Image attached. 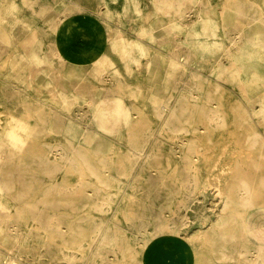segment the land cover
<instances>
[{"label": "rangeland", "instance_id": "rangeland-1", "mask_svg": "<svg viewBox=\"0 0 264 264\" xmlns=\"http://www.w3.org/2000/svg\"><path fill=\"white\" fill-rule=\"evenodd\" d=\"M45 1L0 0V264H264V6Z\"/></svg>", "mask_w": 264, "mask_h": 264}, {"label": "bare ground", "instance_id": "bare-ground-1", "mask_svg": "<svg viewBox=\"0 0 264 264\" xmlns=\"http://www.w3.org/2000/svg\"><path fill=\"white\" fill-rule=\"evenodd\" d=\"M6 1V0H5ZM45 1V0H44ZM40 2V1H39ZM42 2V1H41ZM46 2V1H45ZM69 2V1H68ZM186 2H189L188 0L186 1ZM8 3H9V1H8ZM29 3H31V2H29ZM28 3V4H29ZM33 3V2H32ZM37 3V2H36ZM47 3V2H46ZM50 3V2H49ZM57 3V2H56ZM191 3V2H190ZM10 4H11V2H10ZM34 4V3H33ZM68 4V3H67ZM186 4V3H185ZM188 4V3H187ZM3 5V4H2ZM5 5V4H4ZM43 5V4H42ZM45 5V4H44ZM43 5V6H44ZM52 5H54V4H52ZM92 5V4H91ZM206 5V4H205ZM29 8H30V6L29 5H27ZM41 6V5H40ZM39 6V7H40ZM75 6V5H74ZM9 7V6H8ZM68 7V6H67ZM29 8H27V9H29ZM32 8V7H31ZM77 8V7H76ZM103 8V7H102ZM206 8V7H205ZM33 9V8H32ZM31 9V10H32ZM47 9H49V8H47ZM66 9V8H65ZM78 9H80V8H78ZM195 9V8H194ZM241 9V8H240ZM30 10V9H29ZM41 10V9H40ZM43 10V9H42ZM64 10V9H63ZM238 10V9H237ZM49 11V10H48ZM51 11H54V10H51ZM82 11V10H81ZM100 11V10H99ZM196 11H198V10H196ZM201 11V10H200ZM45 13H46V11H44ZM50 12V11H49ZM241 11H239L238 12V15H239V13H240ZM37 13V12H36ZM40 13V12H39ZM38 13V14H39ZM56 13V12H55ZM91 13V12H90ZM244 13V12H243ZM42 14V13H41ZM47 14V13H46ZM69 14V13H68ZM86 14V13H85ZM99 14V13H98ZM158 14V13H157ZM245 14V13H244ZM34 15H36V14H34ZM44 15V14H43ZM49 15H50V13H49ZM59 15V14H58ZM93 15V14H92ZM95 15H96V13H95ZM94 15V16H95ZM102 15V14H101ZM108 15V14H107ZM37 16V15H36ZM63 16V15H62ZM66 17H67V15H65ZM65 16H63V17H65ZM91 16V15H90ZM103 16V15H102ZM1 17V16H0ZM40 17L42 18L43 16H41L40 15ZM40 17H38V18H40ZM45 17V16H44ZM43 17V18H44ZM92 17V16H91ZM97 17V16H96ZM104 17V16H103ZM57 18V17H56ZM100 18V17H99ZM102 18V17H101ZM100 18V19H101ZM77 19V18H76ZM52 20V19H51ZM58 20V19H57ZM99 20V19H98ZM6 21V20H5ZM50 21V20H49ZM59 22H61V21H59ZM64 22V21H63ZM53 23H55L54 21H53ZM57 23V22H56ZM62 23V22H61ZM105 23V22H104ZM58 25V24H57ZM105 25V24H104ZM107 25V24H106ZM51 26H52V24H51ZM106 27V26H105ZM105 27H104V29H105ZM52 28V27H51ZM57 28V27H56ZM226 28H227V25H226ZM22 29H20V31H21ZM106 30V29H105ZM116 30V29H115ZM249 30V29H248ZM22 31H24V30H22ZM57 31V30H56ZM13 32V31H12ZM28 32V31H27ZM118 32V31H117ZM243 32V31H242ZM9 33V32H8ZM22 33V32H21ZM227 33H228V31H227ZM118 34V33H117ZM4 34H2V33H0V37L1 38H4V36H3ZM9 35V34H8ZM14 35V34H13ZM26 35V34H25ZM28 35V34H27ZM12 37V36H11ZM24 37V36H23ZM22 37V38H23ZM251 37V36H250ZM12 38H14V37H12ZM19 38V37H18ZM22 38H21V40H22ZM31 38H32V36H31ZM237 38V37H236ZM27 39V38H26ZM34 39V38H33ZM11 40V39H10ZM17 40V39H16ZM20 40V41H21ZM237 40H238V38L236 39V40H234L233 42L235 43V42H237ZM12 41V40H11ZM18 42V41H17ZM11 44H13V43H11ZM18 44V43H17ZM20 45V44H19ZM54 45V44H53ZM16 46V45H15ZM17 47V46H16ZM56 49V48H55ZM63 55V54H62ZM59 56V55H58ZM59 59H60V57H59ZM62 61V60H61ZM95 62V61H94ZM96 62H98V60H96ZM59 75V74H58ZM59 77V76H58ZM102 78V77H101ZM103 78H104V76H103ZM105 79V78H104ZM182 79V78H181ZM54 81H56V80H54ZM182 83V82H181ZM185 85H186V83H185ZM187 86V85H186ZM185 86V87H186ZM4 88V87H3ZM179 88V87H178ZM187 88V87H186ZM15 89V88H14ZM19 89V88H18ZM51 89V88H50ZM49 89V90H50ZM182 89V88H181ZM180 89V90H181ZM16 91V90H15ZM14 91V92H15ZM13 93V92H12ZM18 93V92H17ZM17 95V94H16ZM20 95L21 94H19V97H20ZM54 95V94H53ZM25 97V96H24ZM56 98V97H55ZM167 98V97H166ZM20 99V98H19ZM89 99V98H88ZM161 99V98H160ZM19 101V100H18ZM42 101V100H41ZM166 101V100H165ZM261 101H262V99H261ZM33 102H35V101H33ZM43 102V101H42ZM41 102V103H42ZM55 102V101H54ZM58 103H59V100L57 101ZM61 102V101H60ZM94 102V101H93ZM93 102H92V104H93ZM164 102V101H163ZM26 104V103H25ZM43 104H44V102H43ZM62 104V103H61ZM163 104V103H162ZM166 104V103H165ZM168 104V103H167ZM173 104V103H172ZM27 105H29L30 106V104H27ZM35 105V104H34ZM108 105V104H107ZM164 105V104H163ZM168 106V105H167ZM177 106V105H176ZM32 107V106H31ZM62 107V106H61ZM159 107L161 108L162 107V105L161 106H159L158 105V112H159ZM164 107V106H163ZM260 107V106H259ZM48 108V107H47ZM90 108H92V107H90ZM89 108V109H90ZM165 108V107H164ZM171 108V107H170ZM174 108V107H173ZM167 109V108H166ZM91 110V109H90ZM213 110V109H212ZM211 110V111H212ZM258 110V109H257ZM259 110H261V112L263 113V115H264V104H262V106H261V108L259 109ZM54 111V110H53ZM78 111V110H77ZM156 111H157V109H156ZM162 112V111H161ZM161 112H159V113H161ZM52 113H54V112H52ZM164 113V112H163ZM84 114V113H83ZM178 114V113H177ZM210 114H212V112L210 113ZM61 115V114H60ZM209 115V114H208ZM82 116V115H81ZM177 116V115H176ZM176 116H174V117H176ZM55 117H57V116H55ZM61 117V116H60ZM76 117H77V115H76ZM161 117V116H160ZM166 117V116H165ZM209 117V116H208ZM84 118V117H83ZM159 118V117H158ZM162 118V117H161ZM210 118V117H209ZM209 118H207V119H209ZM44 119V118H43ZM47 119V118H46ZM46 119L44 120V122H43V120H42V122L41 123H43V124H45V121H46ZM62 119H64V118H62ZM75 119V118H74ZM178 119V118H177ZM162 120V119H161ZM212 120V119H211ZM211 120H209V121H211ZM219 120V119H218ZM41 121V120H40ZM48 121V120H47ZM46 121V122H47ZM214 121V120H213ZM53 122V121H52ZM57 122V121H56ZM55 122V123H56ZM59 122V121H58ZM212 122V121H211ZM55 123H54V125H55ZM60 123V122H59ZM215 123H217V122H215ZM42 124V125H43ZM167 124V123H166ZM212 124V123H211ZM22 125V124H21ZM26 126V125H25ZM29 126V125H28ZM57 126V125H56ZM47 127V126H46ZM59 127V126H58ZM32 128V127H31ZM34 129V128H33ZM43 129V128H42ZM44 130H46V129H44ZM36 131V130H35ZM40 131V130H39ZM41 132H42V130H41ZM40 132V133H41ZM43 133V132H42ZM47 133V132H46ZM11 134H13V132L11 133ZM13 135H15V134H13ZM17 135V134H16ZM150 135V134H149ZM11 137V136H10ZM19 137V136H18ZM146 137V136H145ZM13 138H15V139H17L16 138V136H14ZM12 138V141H14V139ZM147 138H148V136H147ZM152 138V137H151ZM20 139H22V138H20ZM150 139V138H149ZM148 139V140H149ZM146 140V139H145ZM144 140V141H145ZM16 141H18V140H16ZM21 141V140H20ZM20 141H19V143H20ZM3 143V142H2ZM14 143V142H13ZM16 143V142H15ZM23 142H21L20 143V145L22 144ZM71 143V142H70ZM69 143V144H70ZM17 145H18V142L16 143ZM15 144V145H16ZM72 144V143H71ZM152 144V143H151ZM4 145H6V143L4 144ZM8 145V144H7ZM16 145V146H17ZM73 145V144H72ZM22 146V145H21ZM20 147V146H19ZM18 147V148H19ZM24 147V146H23ZM73 147V146H72ZM75 148V147H74ZM8 149V148H7ZM4 150H5V148H4ZM13 150V149H12ZM19 150V149H18ZM21 150V149H20ZM8 151V150H7ZM14 151V150H13ZM12 151V152H13ZM55 151V150H54ZM63 151V150H62ZM145 151V150H144ZM64 152V151H63ZM9 153V152H8ZM17 153H19V152H17ZM143 153V152H142ZM134 154V153H133ZM135 154H136V152H135ZM138 154V153H137ZM3 155V154H2ZM65 155V154H64ZM148 155V154H147ZM5 155H3V157H4ZM69 156H71V155H69ZM149 156V155H148ZM12 157V156H11ZM55 157V156H54ZM13 158V157H12ZM2 159V158H1ZM5 159V158H4ZM37 159V158H36ZM61 159V158H60ZM70 159V157L68 158V160ZM44 160V159H43ZM42 160V161H43ZM65 160V159H64ZM37 161V160H36ZM39 161H40V159H39ZM12 162V161H11ZM46 161H44L43 163H45ZM5 163V162H4ZM40 163H41V161H40ZM42 163V164H43ZM134 163V162H133ZM132 163V164H133ZM44 165V167H46L45 166V164H43ZM47 165V164H46ZM1 167H2V163H1V165H0ZM17 166H19V165H17ZM133 166V165H132ZM20 168H22L21 166H20ZM41 168H43V167H41ZM52 168V167H51ZM46 169V171H48L47 170V168H45ZM50 169V168H49ZM54 169V168H53ZM133 169V168H132ZM51 170V169H50ZM57 170V169H56ZM134 170V169H133ZM25 171V170H24ZM41 171V170H40ZM53 171V170H52ZM51 171V172H52ZM61 171H63V170H61ZM10 172V171H9ZM45 172V171H44ZM50 172V171H49ZM132 172V171H131ZM22 173V172H21ZM57 173V172H56ZM55 173V174H56ZM45 175V174H44ZM57 175V174H56ZM59 175V174H58ZM22 176H23V174H22ZM6 177V176H5ZM5 177H4V179H5ZM8 177V176H7ZM10 177V176H9ZM57 177V176H56ZM134 177V176H133ZM22 178H24V177H22ZM6 179H8V178H6ZM11 179V178H10ZM22 180V179H21ZM27 180V179H26ZM129 181V180H128ZM7 182H9V181H7ZM16 182V181H15ZM4 183V182H3ZM56 183V182H55ZM129 183V182H128ZM132 183H134V181L132 182ZM6 184V183H5ZM1 185V184H0ZM56 185H58V184H56ZM54 186V187H58V186ZM61 185V184H60ZM2 186V185H1ZM16 186V185H15ZM5 187H6V185H5ZM21 187V186H20ZM24 187V186H23ZM13 188V187H12ZM16 188V187H15ZM10 189V188H9ZM64 189V188H63ZM60 190V189H59ZM24 196V195H23ZM21 197V196H20ZM247 198H245L246 199V205H248V206H251L252 207V205H255L256 203H255V201L253 200V197H252V195L250 194V195H248V196H246ZM21 199H24V198H22L21 197ZM23 201V200H22ZM19 202H21V201H19ZM172 202V201H171ZM67 203V202H66ZM66 203H64V204H66ZM70 203V202H69ZM68 203V204H69ZM168 203V202H167ZM170 203V202H169ZM20 204V203H19ZM27 204V203H26ZM30 204V203H29ZM59 204H61V202L59 203ZM171 204V203H170ZM70 205H71V203H70ZM69 205V206H70ZM73 205V204H72ZM28 206V205H27ZM29 208H30V206H28ZM72 207H74V206H72ZM1 208V207H0ZM249 208V207H248ZM20 209V208H19ZM4 210V209H3ZM29 210H31V208L29 209ZM37 210V209H36ZM20 211V210H19ZM29 212V211H28ZM37 212V211H36ZM8 213V212H7ZM7 213H5L6 215H7ZM70 213V212H69ZM3 214H4V212H3ZM2 214V215H3ZM5 215V216H6ZM19 215V214H18ZM75 215V214H74ZM62 216V215H61ZM17 217V216H16ZM34 217V216H33ZM32 217V218H33ZM50 217V216H49ZM8 218H9V216H8ZM3 219H4V217H3ZM20 219V218H19ZM58 220H59V218H57ZM61 219V218H60ZM71 219V218H70ZM75 219V218H74ZM9 220H10V218H9ZM16 220V219H15ZM49 220V219H48ZM1 221V220H0ZM3 221V220H2ZM62 221H64V220H62ZM67 220H65L64 222H66ZM70 221V220H69ZM71 221H74V220H71ZM52 223V222H51ZM50 223V224H51ZM187 223V222H186ZM73 224V223H72ZM10 225V224H9ZM184 225V224H183ZM1 226H2V223H1ZM18 226V225H17ZM7 227V226H6ZM75 227V226H74ZM186 227H187V225H186ZM21 228V227H20ZM56 228H58V227H56ZM60 228H62V227H60ZM71 228H72V225H71ZM76 228V227H75ZM101 228V227H100ZM21 229H23V228H21ZM62 230V229H61ZM102 230V229H101ZM2 231H5V230H2ZM72 233V232H71ZM248 233L251 235V236H253V237H255L257 240H258V243H260V245L261 244H264V238H260V237H257V234L251 229V227H248ZM20 234V233H19ZM11 235V234H10ZM15 235V234H14ZM100 234L98 233V236H99ZM259 236V235H258ZM13 237V236H12ZM29 237V236H28ZM18 238V237H17ZM26 238V237H25ZM98 238V237H97ZM108 239V238H107ZM97 240V239H96ZM104 240H106V239H104ZM4 241V240H3ZM8 242H9V240H8ZM16 242V241H15ZM21 242V241H20ZM20 242H19V244H20ZM98 242V241H97ZM107 242V241H106ZM103 243V242H102ZM18 244V243H17ZM7 246V245H6ZM96 246V245H95ZM262 246V245H261ZM16 247H18V246H16ZM101 247V246H100ZM97 249V248H96ZM99 249V248H98ZM263 249V248H262ZM264 250V249H263ZM261 251V250H260ZM8 253V252H7ZM11 253V252H10ZM95 253V252H94ZM69 254V253H68ZM261 254H262V251H261ZM17 256H18V254H17ZM95 256V255H94ZM13 257V256H12ZM23 257V256H22ZM18 258H19V256H18ZM24 258V257H23ZM67 258H69V257H67ZM74 259V258H73ZM12 260V259H11ZM16 260V259H15ZM14 261V260H13ZM17 261H19V260H17ZM14 263H15V261H14ZM3 264V263H2ZM23 264V263H22Z\"/></svg>", "mask_w": 264, "mask_h": 264}, {"label": "crops", "instance_id": "crops-1", "mask_svg": "<svg viewBox=\"0 0 264 264\" xmlns=\"http://www.w3.org/2000/svg\"><path fill=\"white\" fill-rule=\"evenodd\" d=\"M259 3H260L261 6H264V0H259ZM249 4H251V3H249ZM251 5H253V4H251ZM254 6L257 7L256 3H255ZM257 10H258V8H257ZM219 19H220V18H219ZM77 27H79V25H75V24H73V23L70 22V21H68L67 23L65 22L64 25H63L64 35H65L66 37H69L70 39L73 38V37H74V34L76 33ZM86 37H87V35L84 36V37L82 36V38H86ZM80 45H82V44H80ZM80 51L85 52V51H87V50L82 49V50H80ZM82 52H81V53H82ZM75 64H76V63H75ZM260 111H261V110H260ZM251 229H252L257 235L260 234V233L258 232V231L260 230V228H251ZM261 234H262L261 238H264V228H262Z\"/></svg>", "mask_w": 264, "mask_h": 264}]
</instances>
